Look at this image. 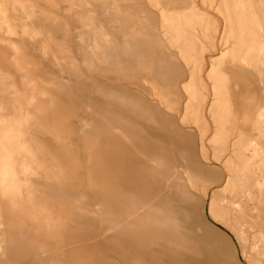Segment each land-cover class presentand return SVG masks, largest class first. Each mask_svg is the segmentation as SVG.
Returning <instances> with one entry per match:
<instances>
[{
	"label": "rangeland",
	"instance_id": "374dc122",
	"mask_svg": "<svg viewBox=\"0 0 264 264\" xmlns=\"http://www.w3.org/2000/svg\"><path fill=\"white\" fill-rule=\"evenodd\" d=\"M0 264H264V0H0Z\"/></svg>",
	"mask_w": 264,
	"mask_h": 264
},
{
	"label": "bare ground",
	"instance_id": "6f19581e",
	"mask_svg": "<svg viewBox=\"0 0 264 264\" xmlns=\"http://www.w3.org/2000/svg\"><path fill=\"white\" fill-rule=\"evenodd\" d=\"M244 13V12H243ZM260 17V16H259ZM262 115V114H261ZM259 117H260V115H259ZM262 119V118H261ZM179 127V126H178ZM84 148V147H83ZM77 149V148H76ZM234 150V149H233ZM234 152V151H233ZM238 152V151H237ZM4 153V156L6 155V152L4 151L3 152ZM4 156H3V159H4ZM83 157V156H82ZM182 157H183V155H182ZM181 157V158H182ZM238 158V157H237ZM3 159H2V161H3ZM83 159V158H82ZM184 161V160H183ZM252 163V162H251ZM1 164H4V163H1ZM183 164V163H182ZM250 164V163H249ZM238 166V165H237ZM239 169V168H238ZM5 172V171H4ZM70 176V175H69ZM88 178V177H87ZM75 179H77V176H76V178ZM73 189V188H72ZM79 191V190H78ZM82 194H80V197H82V198H85L86 197V194H87V192H86V190L85 191H83V192H81ZM79 196V195H78ZM239 212V211H238ZM175 239V238H174ZM182 246V245H181ZM248 258V257H247Z\"/></svg>",
	"mask_w": 264,
	"mask_h": 264
}]
</instances>
